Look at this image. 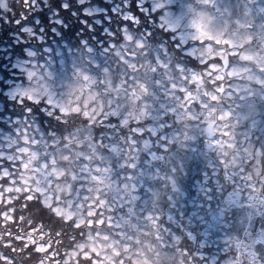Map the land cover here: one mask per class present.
Wrapping results in <instances>:
<instances>
[{
  "label": "snow or ice",
  "instance_id": "1",
  "mask_svg": "<svg viewBox=\"0 0 264 264\" xmlns=\"http://www.w3.org/2000/svg\"><path fill=\"white\" fill-rule=\"evenodd\" d=\"M0 49V264H264V0H0Z\"/></svg>",
  "mask_w": 264,
  "mask_h": 264
},
{
  "label": "trees",
  "instance_id": "2",
  "mask_svg": "<svg viewBox=\"0 0 264 264\" xmlns=\"http://www.w3.org/2000/svg\"><path fill=\"white\" fill-rule=\"evenodd\" d=\"M0 51H3V49H0ZM199 162L198 161H193L192 165L189 163L190 167L193 169V172H195V168H196V165L198 164ZM194 179V176L190 177L189 180L187 181V184H188V192L190 194H194L192 193V190H191V182L192 180ZM236 213V212H234ZM238 215V213H236Z\"/></svg>",
  "mask_w": 264,
  "mask_h": 264
},
{
  "label": "flooded vegetation",
  "instance_id": "3",
  "mask_svg": "<svg viewBox=\"0 0 264 264\" xmlns=\"http://www.w3.org/2000/svg\"><path fill=\"white\" fill-rule=\"evenodd\" d=\"M234 216H236V213H233ZM262 226V221L260 219H256L255 221V227H261Z\"/></svg>",
  "mask_w": 264,
  "mask_h": 264
}]
</instances>
